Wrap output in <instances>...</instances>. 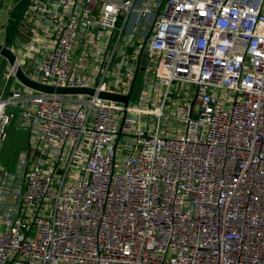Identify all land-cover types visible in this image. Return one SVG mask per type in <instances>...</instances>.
Segmentation results:
<instances>
[{
	"label": "built area",
	"instance_id": "obj_1",
	"mask_svg": "<svg viewBox=\"0 0 264 264\" xmlns=\"http://www.w3.org/2000/svg\"><path fill=\"white\" fill-rule=\"evenodd\" d=\"M16 38L0 264H264V0H28Z\"/></svg>",
	"mask_w": 264,
	"mask_h": 264
},
{
	"label": "water",
	"instance_id": "obj_2",
	"mask_svg": "<svg viewBox=\"0 0 264 264\" xmlns=\"http://www.w3.org/2000/svg\"><path fill=\"white\" fill-rule=\"evenodd\" d=\"M2 2H3V0H0V7L2 5ZM160 10H161V7L159 8L157 13H159ZM0 57L2 58L3 63L5 60H8L11 64H13L16 60V55L13 53L11 48L2 42H0ZM141 69H144V67H142ZM15 76L24 85L31 87L35 90L42 91V92H47V93H90V94H92L94 92L93 89H89V88H65V87H56V86H52V85L39 83V82L31 79L30 77H28L23 72L21 67L17 68ZM136 76H137V74H136ZM135 79H136V77H135ZM135 79L133 80L132 88L134 86ZM132 88H131V90H132ZM130 94H131V92L125 96H121V95H116V94H112V93L101 92V93H99V96L102 98L116 100V101H122L124 103H127L129 98H130Z\"/></svg>",
	"mask_w": 264,
	"mask_h": 264
},
{
	"label": "rangeland",
	"instance_id": "obj_3",
	"mask_svg": "<svg viewBox=\"0 0 264 264\" xmlns=\"http://www.w3.org/2000/svg\"><path fill=\"white\" fill-rule=\"evenodd\" d=\"M23 1H25V0H23ZM5 30H6V28H4V29L0 28V34L3 35L2 33ZM9 34L10 33H8V36H6V38H5L6 41L9 38ZM142 76L143 75L140 74L138 79H137L134 94H133V99H136L138 94H139ZM3 83H4V79L1 77L0 78V87L3 85ZM28 141H29V132L26 130H23V129L22 130L18 129L16 122H13V124L9 128L8 135H7V138L5 140V144H4V149H3V154H2L3 165H7L8 168L11 171H13L15 169V167L17 166V162L19 159L20 152L22 149L27 147V145L29 143Z\"/></svg>",
	"mask_w": 264,
	"mask_h": 264
},
{
	"label": "crops",
	"instance_id": "obj_4",
	"mask_svg": "<svg viewBox=\"0 0 264 264\" xmlns=\"http://www.w3.org/2000/svg\"><path fill=\"white\" fill-rule=\"evenodd\" d=\"M19 0H3L2 5L0 7V28L4 29L6 28V30L2 33L3 35L0 34V42L2 43H6V45H10L14 42H16L17 38H16V31L13 32L12 36H11V41L9 42L8 40L6 41L5 38L6 36H8L9 32V7L10 5H15V3L18 4ZM10 37V36H9ZM9 39V38H8ZM9 42V44H8ZM0 61H2V59L0 58Z\"/></svg>",
	"mask_w": 264,
	"mask_h": 264
},
{
	"label": "trees",
	"instance_id": "obj_5",
	"mask_svg": "<svg viewBox=\"0 0 264 264\" xmlns=\"http://www.w3.org/2000/svg\"><path fill=\"white\" fill-rule=\"evenodd\" d=\"M27 2H28V0H25V1L19 0L18 4L15 7L14 12L12 13L13 18H12V20H10V24H9V32H10V34H9L10 37L8 39L9 42L11 41L10 39H11L13 32H15V31L17 32V30L19 29L20 18L22 17V12H23ZM9 42H8V44H9Z\"/></svg>",
	"mask_w": 264,
	"mask_h": 264
}]
</instances>
